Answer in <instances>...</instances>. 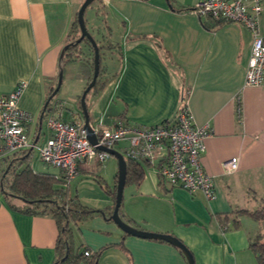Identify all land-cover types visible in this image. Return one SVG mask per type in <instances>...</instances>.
I'll return each instance as SVG.
<instances>
[{
    "label": "crops",
    "instance_id": "0c3cea01",
    "mask_svg": "<svg viewBox=\"0 0 264 264\" xmlns=\"http://www.w3.org/2000/svg\"><path fill=\"white\" fill-rule=\"evenodd\" d=\"M198 1H94L109 32L97 30L102 44L113 45L104 53L119 66L112 73L106 70L105 84L87 94L90 122L152 126L171 121L186 94L195 122L208 124L212 131L202 161L215 176L216 198L173 186L156 165L130 159L141 174L126 182L120 214L140 229L178 237L195 264H258L250 245L264 238V220L238 213L264 205V82L244 86L253 33L240 22L214 26L211 17L193 10ZM83 2L0 0V95L27 81L19 105L32 115L28 128L38 141L43 137L41 143L49 136L46 115L40 121L42 109L50 86L58 82L66 40ZM259 28L264 35V9ZM79 77L78 106L63 100L60 90L56 95L65 104L67 120H85L80 96L87 78ZM127 144L121 141L116 149ZM22 153L0 156V168L16 163ZM31 157L27 161L33 170L45 172ZM232 157L238 158V168L228 172L224 162ZM55 168L48 173L62 177V170ZM118 170L116 157L103 165L96 160L83 163L69 193L108 216L115 206ZM71 227L74 249L98 254L94 263L85 259L79 264H189L173 243L126 233L101 212ZM59 234L51 214L27 211L21 199L7 197L0 186V264H54Z\"/></svg>",
    "mask_w": 264,
    "mask_h": 264
},
{
    "label": "built area",
    "instance_id": "2783aa9c",
    "mask_svg": "<svg viewBox=\"0 0 264 264\" xmlns=\"http://www.w3.org/2000/svg\"><path fill=\"white\" fill-rule=\"evenodd\" d=\"M263 9V0H200L195 9L200 16L240 22L252 30L253 43L244 86L264 82V35L259 28ZM26 87L27 81L21 80L9 94L0 95V156L37 148L40 159L60 168L63 179L70 183L79 174L81 164L96 160L103 165L111 157L100 146L116 149L119 142L127 141L128 144L119 149L126 159L150 162L169 184L191 193L202 191L208 200L216 198L215 176L206 171L202 161L206 139L212 131L208 124L195 122L186 103L173 120L152 126H130L116 120L108 126L102 121L89 122L86 127L82 117L64 119L65 104L54 99L46 111L49 136L38 143L28 128L33 117L19 105ZM241 111L239 106V114ZM89 134L96 136V143L90 141ZM224 167L228 172L235 171L238 158L228 159ZM91 253V250L85 251L86 255Z\"/></svg>",
    "mask_w": 264,
    "mask_h": 264
},
{
    "label": "trees",
    "instance_id": "16d2710c",
    "mask_svg": "<svg viewBox=\"0 0 264 264\" xmlns=\"http://www.w3.org/2000/svg\"><path fill=\"white\" fill-rule=\"evenodd\" d=\"M194 9H196V7H194L193 10ZM213 21L214 26H218L225 22L223 20L215 19H213ZM79 28L80 26L76 17L73 21L72 28L68 34L64 51L62 53L61 70L64 72V67L69 62L76 60H81V62L87 61L85 73L82 76L87 78L88 85L94 74L95 51L93 45L87 38L80 39L81 35L77 38H72L73 35H75L74 33L79 31ZM97 43L100 49V71L97 81L91 90H98L105 84V82H102L105 69L101 66V56L106 48L113 47L109 42L106 44H100L99 41H97ZM82 45L89 46L92 55L91 58L89 56H82ZM101 83L102 85H100ZM56 85L57 83L50 86L46 101L53 93ZM186 98L185 94L183 96V105L186 103ZM54 99H56V95L50 100L49 105ZM48 106L46 109H44V107L42 109L41 115L43 114V117L46 115ZM32 151L33 150L23 152L22 156L19 157L16 163L11 161V163L6 165L5 169L0 172V186L2 191H4L7 197L21 199L25 203V209L27 211L49 213L57 220L60 234L57 243L58 259L54 264H79L81 260L85 259L94 263L97 259V253L92 252L91 254L86 255L85 251L80 250V247L78 250L74 249L71 225L84 221L103 210L83 205L80 202L78 195H71L69 193V183H67L63 177H58L55 174L48 172H35L31 167L30 162L27 161ZM23 156L25 157L23 158ZM14 165L15 168L12 170V166ZM11 170L12 174H14V178L11 180L6 179L8 176L7 173ZM140 174L141 172L138 165L130 159H127L126 182L133 176L139 178ZM98 181H100V179H98ZM113 193L114 196H116V191ZM240 212L249 214L257 220H264V205L255 211H238V213ZM109 215H111V212H108V216ZM250 246L255 252L258 264H264V238L259 236L253 239Z\"/></svg>",
    "mask_w": 264,
    "mask_h": 264
},
{
    "label": "water",
    "instance_id": "95a60500",
    "mask_svg": "<svg viewBox=\"0 0 264 264\" xmlns=\"http://www.w3.org/2000/svg\"><path fill=\"white\" fill-rule=\"evenodd\" d=\"M94 1L95 0H84V2L82 3V5L78 11V15H77L78 23H79L80 30H81L80 39L87 38L91 42V44L93 45L94 51H95L94 74H93L92 80L88 83V85L84 89V91L81 95V99H80V106H81L82 112L85 116V126L86 127H89V122H90V115L88 112L86 97H87V94L89 93V91L95 85L97 78H98V75H99V71H100V49H99V46H98V43H97L95 37L87 28L86 21H85V11ZM63 76H64V72L61 70L59 73L57 85H56L53 93L50 95L49 99L45 102L44 109L47 108L50 100L55 95H57V93L59 92V90L62 86ZM42 120H43V114L41 115L40 121L42 122ZM88 137L92 143L97 142V138L94 134H89ZM36 140H38V139L36 138ZM100 148L108 151L112 156L116 157L118 160V165H119L117 185H116L115 206H114L113 212L109 216L106 215L105 211H101L102 214L104 215V217L107 219H112L126 233L141 236V237H146V238L165 239V240L173 243L174 245L178 246L183 251V253L186 256L189 264H195L194 256H193L191 250L178 237H176L172 234H169V233H160V232H154V231H148V230L140 229V228L132 225L130 222L126 221L122 217V215L120 214V208L122 205L124 188L126 185L127 159L122 152H120L119 150H117L115 148H107L104 146H100Z\"/></svg>",
    "mask_w": 264,
    "mask_h": 264
},
{
    "label": "rangeland",
    "instance_id": "374dc122",
    "mask_svg": "<svg viewBox=\"0 0 264 264\" xmlns=\"http://www.w3.org/2000/svg\"><path fill=\"white\" fill-rule=\"evenodd\" d=\"M85 21H86L87 28L93 34L95 39L97 41H100V43H103L102 42L103 40H101L102 36L100 37L97 30L100 29L103 34H107L109 32L107 31V28L104 25V21H103L102 17L99 15V13L97 11L96 2L91 4L86 9ZM74 34L75 35H73L72 38H77L78 36H80L81 35L80 28H79V31L75 32ZM82 56L83 57L89 56L91 58V56H92L91 50H90L88 45H82ZM86 62L85 61L81 62V60H76V61H72V62L67 63L64 67V79H63V83H62L60 92L58 94L60 97H63L64 98L63 100H65L66 102L69 101L70 104L76 103L77 106L79 105L77 94L80 92L78 88H79V85L81 82L78 81V78H80L79 76L84 75L85 69H86ZM101 66L103 69H105V71L108 70L107 72L112 73L116 70V67H118L119 64H118L117 60L113 61V58L110 57V53L105 54L104 52H102ZM72 73H74L77 78L72 77L71 76ZM90 96H91L90 94L87 95V100L90 98ZM87 100H86V102H87ZM42 138L38 141V143L42 142ZM38 156H39L38 149L34 148L33 152H32L31 162L37 169L43 170L45 172L56 171L57 168L45 164L40 158H38ZM110 158L115 159V157H113V156H111ZM108 161H109V159H108ZM5 167H6V165H3V167L0 168V172L3 169H5ZM14 168H15V165L12 166V170ZM12 170L9 173H7L8 176L6 177V179L11 180L14 178V174H12ZM108 172H109V175L111 177L114 176V174L112 173V171L110 169ZM262 224L264 227V222Z\"/></svg>",
    "mask_w": 264,
    "mask_h": 264
}]
</instances>
